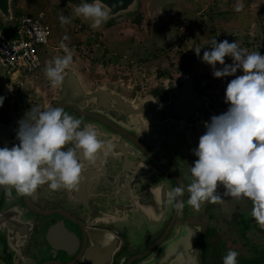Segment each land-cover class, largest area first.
<instances>
[{
    "label": "flooded vegetation",
    "instance_id": "af4514ba",
    "mask_svg": "<svg viewBox=\"0 0 264 264\" xmlns=\"http://www.w3.org/2000/svg\"><path fill=\"white\" fill-rule=\"evenodd\" d=\"M54 59L29 75L0 65V148L20 143V122H30L37 106L63 107L112 147L94 161L77 149L82 179L74 189L45 184L20 195L0 186V264H75L103 235L107 264H223L229 250L239 253L238 264H264V226L252 217L250 199L224 196L221 187L220 202H205L199 212L187 204L189 168L198 159L192 150L205 122L229 107L224 89L205 80L211 73L162 69L149 87L124 90L70 64L72 81L85 86L62 90L45 75ZM181 186L182 209L168 202Z\"/></svg>",
    "mask_w": 264,
    "mask_h": 264
},
{
    "label": "clouds",
    "instance_id": "9594fccd",
    "mask_svg": "<svg viewBox=\"0 0 264 264\" xmlns=\"http://www.w3.org/2000/svg\"><path fill=\"white\" fill-rule=\"evenodd\" d=\"M242 6H237L240 11ZM76 17L90 20V26L98 29L110 16V11L99 0H93L74 8ZM61 24L71 22L63 14ZM67 39V37H65ZM211 50L203 52L202 61L213 69V76L222 78L236 75L226 87V112L205 122L206 132L200 136L193 154L198 157L190 166L192 177L187 186L188 206L199 212L205 202L218 203L222 195L235 199L246 197L252 201L251 215L264 226V55L241 49L236 41L218 42L213 38ZM66 55L55 58L45 68V75L53 88L63 80V73L72 63V54L63 42L60 45ZM200 56L201 48L195 49ZM231 57L233 63H225ZM219 63L222 68H217ZM0 97V106L3 104ZM30 122H20L17 131L18 145L11 149L0 148V186L15 188L20 195H31L47 184L52 191L74 189L82 179V165L77 149L94 161L99 151L110 141L100 138L92 124L82 127V120L68 114L63 107L41 110L32 107ZM72 147H66L68 145ZM184 187H175L168 194V202L183 208ZM239 253L229 250L223 264H238Z\"/></svg>",
    "mask_w": 264,
    "mask_h": 264
},
{
    "label": "rangeland",
    "instance_id": "374dc122",
    "mask_svg": "<svg viewBox=\"0 0 264 264\" xmlns=\"http://www.w3.org/2000/svg\"><path fill=\"white\" fill-rule=\"evenodd\" d=\"M78 5L74 0H15L13 12L50 27L47 44L37 46L42 62L52 55L65 56L63 42L72 54L71 65L90 76L100 74L103 81L111 80L124 90L149 87L160 70L175 72L185 66L204 75L211 73L205 77L209 85L226 91L227 84L242 72L213 76L212 67L202 61L213 38L236 41L246 52L264 55V0H139L138 17L110 20L98 29L90 26V20L75 16ZM61 14L71 22L62 25ZM196 48H201L199 57ZM225 63H233L232 58L226 57ZM216 67L223 66L217 63Z\"/></svg>",
    "mask_w": 264,
    "mask_h": 264
},
{
    "label": "built area",
    "instance_id": "2783aa9c",
    "mask_svg": "<svg viewBox=\"0 0 264 264\" xmlns=\"http://www.w3.org/2000/svg\"><path fill=\"white\" fill-rule=\"evenodd\" d=\"M50 27L28 15L14 17L7 32L0 24V60L10 75L32 74L40 65L38 45L47 44Z\"/></svg>",
    "mask_w": 264,
    "mask_h": 264
},
{
    "label": "water",
    "instance_id": "95a60500",
    "mask_svg": "<svg viewBox=\"0 0 264 264\" xmlns=\"http://www.w3.org/2000/svg\"><path fill=\"white\" fill-rule=\"evenodd\" d=\"M79 1L81 4L85 2V0ZM87 2L92 3L93 0H87ZM99 2L110 11L109 19L104 23L106 24L108 21L114 18L135 12L138 8L139 0H99ZM13 20V0H0V22L2 26L8 29L13 23ZM0 65L4 66L1 60ZM75 70V67L69 66V68L63 73V80L60 83L62 90H67V88L70 87L76 88L85 86L82 83L72 81L71 77L74 75L71 73H73ZM95 93H93V95ZM83 94L86 95L89 94V92L86 93V90L84 89ZM105 241L106 236L104 235L101 238L98 236L93 237L91 245H89L81 259L75 264H107L111 257V252L107 250V246H109V244Z\"/></svg>",
    "mask_w": 264,
    "mask_h": 264
},
{
    "label": "trees",
    "instance_id": "16d2710c",
    "mask_svg": "<svg viewBox=\"0 0 264 264\" xmlns=\"http://www.w3.org/2000/svg\"><path fill=\"white\" fill-rule=\"evenodd\" d=\"M13 1H15V0H13ZM74 1H75L77 4H81V2H80L79 0H74ZM139 11H140V10L137 9L135 12H133V13H131V14H127L126 16H122V17L114 18V19L111 20L109 23L119 21V20L124 19V18H126V17L130 18L133 14L136 15V16L138 17ZM16 16H17V13L14 15V17H16ZM132 21L135 22V23H137V22H138V19L135 20V18H134ZM0 24H1V22H0ZM1 26H2V24H1ZM2 27H3V26H2ZM3 28H4V27H3ZM4 30L7 32L8 29L4 28Z\"/></svg>",
    "mask_w": 264,
    "mask_h": 264
}]
</instances>
